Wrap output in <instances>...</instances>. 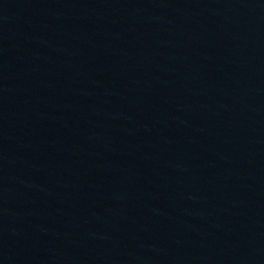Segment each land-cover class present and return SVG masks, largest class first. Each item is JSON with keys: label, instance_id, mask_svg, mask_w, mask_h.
<instances>
[{"label": "water", "instance_id": "1", "mask_svg": "<svg viewBox=\"0 0 264 264\" xmlns=\"http://www.w3.org/2000/svg\"><path fill=\"white\" fill-rule=\"evenodd\" d=\"M0 264H264V0H0Z\"/></svg>", "mask_w": 264, "mask_h": 264}]
</instances>
